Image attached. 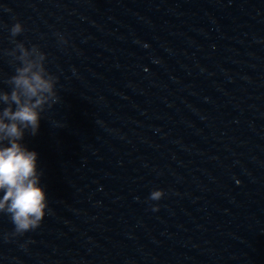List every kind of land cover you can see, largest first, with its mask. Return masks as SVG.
Listing matches in <instances>:
<instances>
[{
	"label": "water",
	"instance_id": "water-1",
	"mask_svg": "<svg viewBox=\"0 0 264 264\" xmlns=\"http://www.w3.org/2000/svg\"><path fill=\"white\" fill-rule=\"evenodd\" d=\"M17 22L59 102L21 141L45 216L0 213V264H264V0H0L5 92Z\"/></svg>",
	"mask_w": 264,
	"mask_h": 264
},
{
	"label": "clouds",
	"instance_id": "clouds-1",
	"mask_svg": "<svg viewBox=\"0 0 264 264\" xmlns=\"http://www.w3.org/2000/svg\"><path fill=\"white\" fill-rule=\"evenodd\" d=\"M22 32L18 22L10 29L15 47L5 54L20 66L6 81L10 92L0 90V213L9 216L14 226L12 236L35 231L45 216L48 201L40 187L43 173L37 170V153L29 151L21 141L25 133L38 134L41 113L46 106L51 109L59 102L57 79L45 68V54L36 45L26 48L15 41ZM61 42H65L63 38ZM163 196L162 190H153L149 200L159 201Z\"/></svg>",
	"mask_w": 264,
	"mask_h": 264
}]
</instances>
